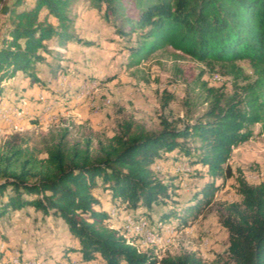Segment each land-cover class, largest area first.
Masks as SVG:
<instances>
[{
    "label": "trees",
    "instance_id": "16d2710c",
    "mask_svg": "<svg viewBox=\"0 0 264 264\" xmlns=\"http://www.w3.org/2000/svg\"><path fill=\"white\" fill-rule=\"evenodd\" d=\"M74 1L5 2L7 22L0 37V82L18 70L30 76L31 82L38 81L34 70L35 62L42 59L39 50L59 52L48 49L43 40L52 36L60 43L79 40L69 30L72 19L68 11ZM88 2L103 9L117 35L136 34L134 44H125L131 57L129 65L140 63L170 44L211 67L218 64L222 72L232 75V91L207 88L206 109L180 125L162 120L158 129L150 130L125 120L112 136L94 144L90 139L68 141L64 131L46 145L43 156L29 149L20 132L10 133L0 141V214L29 205L62 218L73 237V244L66 249L80 251L83 261L264 264V179L250 183L238 172L236 190L241 199L228 202L220 219L228 232V245L208 262L194 250L166 253L160 258L153 247L141 250L122 229L111 226L108 212L101 209V199L93 191L100 183L119 211L133 207L135 214L146 215L152 202L166 201L170 191L152 162L161 151L174 149L176 158L190 157L192 163L205 166L212 177L231 174L224 163L232 147L252 136V123L260 121L264 125V0ZM49 16L55 17L58 24L54 25ZM241 59L249 62L251 74L238 62ZM213 189L212 180L204 186L202 196L208 197ZM184 208L190 210L192 204ZM178 214L176 209L166 208L158 220Z\"/></svg>",
    "mask_w": 264,
    "mask_h": 264
},
{
    "label": "rangeland",
    "instance_id": "374dc122",
    "mask_svg": "<svg viewBox=\"0 0 264 264\" xmlns=\"http://www.w3.org/2000/svg\"><path fill=\"white\" fill-rule=\"evenodd\" d=\"M5 2L0 0V37L7 22ZM129 12L133 10L129 8ZM68 15L72 19L69 30L79 40L60 43L56 36L43 40L48 49L59 52L39 50L42 59L35 62L34 70L38 81L31 82L30 76L18 70L0 82V141L12 132H20L29 149L43 156L46 145L64 131L68 141L90 139L94 144L112 136L125 120L150 130L158 129L162 120L180 125L206 109L207 88L232 91V75L222 72L218 64L211 67L170 44L153 51L140 63L129 65L131 57L125 44H134L136 34L117 35L103 9L92 7L88 0L74 1ZM48 19L58 24L55 17ZM238 62L251 74L246 59ZM251 127L252 136L234 145L224 163L231 168V174L212 177L205 166L192 163L190 157L176 158L175 149L161 151L152 167L170 185L169 195L166 201L152 202L142 216L155 227L170 225L174 231L167 232L165 244L159 247L125 234L131 242L141 250L153 247L161 256L194 250L206 262L216 252H224L228 232L220 219L228 202L241 199L236 175L240 171L250 183L264 179V125L257 121ZM187 142L194 144L190 139ZM212 180V194L203 197L204 186ZM93 191L101 199V209L108 212L111 226L122 229L123 214H135L133 207L119 211L100 183ZM189 204L192 208L185 211L184 206ZM166 208L176 209L178 216L158 220ZM71 244L73 237L66 223L51 213L26 205L0 214V264H63L71 260L100 264L96 258L81 260L78 250L67 251Z\"/></svg>",
    "mask_w": 264,
    "mask_h": 264
},
{
    "label": "built area",
    "instance_id": "2783aa9c",
    "mask_svg": "<svg viewBox=\"0 0 264 264\" xmlns=\"http://www.w3.org/2000/svg\"><path fill=\"white\" fill-rule=\"evenodd\" d=\"M112 214H114V209L111 210ZM121 225L124 234L136 235L140 242L146 245L159 247L164 245L165 235L169 231H174L173 227L170 225H160L156 224V227L151 225L149 220L142 215L134 214L131 212H127L123 214L121 217ZM158 258L161 257L159 252L154 250ZM83 262L80 260H71L69 262H64L63 264H82ZM25 264V263H24ZM93 264H98L94 262Z\"/></svg>",
    "mask_w": 264,
    "mask_h": 264
}]
</instances>
